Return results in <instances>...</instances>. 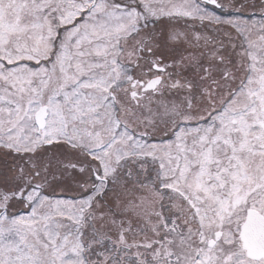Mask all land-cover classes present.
<instances>
[{"label":"snow or ice","instance_id":"6c2138e0","mask_svg":"<svg viewBox=\"0 0 264 264\" xmlns=\"http://www.w3.org/2000/svg\"><path fill=\"white\" fill-rule=\"evenodd\" d=\"M0 264H264V0H0Z\"/></svg>","mask_w":264,"mask_h":264}]
</instances>
